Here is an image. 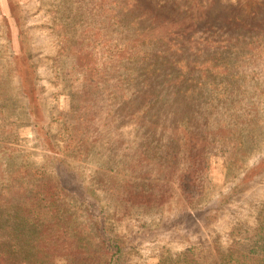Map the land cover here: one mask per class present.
<instances>
[{
  "label": "rangeland",
  "instance_id": "374dc122",
  "mask_svg": "<svg viewBox=\"0 0 264 264\" xmlns=\"http://www.w3.org/2000/svg\"><path fill=\"white\" fill-rule=\"evenodd\" d=\"M193 1L20 0L47 150L25 113L1 22L10 1L0 0V264H30L24 240L36 225L15 230L27 213L49 226L65 264L69 254L83 264L101 257L100 215L103 234L137 245L143 224L157 228L197 196L216 219L199 207L182 234L153 232L159 239L131 264H240L253 254L264 239V9L238 23L251 31L236 41L224 26L246 17L244 0ZM51 156L86 171L95 205L60 188ZM23 158L31 168L18 179ZM151 187L166 192L153 204L141 193Z\"/></svg>",
  "mask_w": 264,
  "mask_h": 264
},
{
  "label": "trees",
  "instance_id": "16d2710c",
  "mask_svg": "<svg viewBox=\"0 0 264 264\" xmlns=\"http://www.w3.org/2000/svg\"><path fill=\"white\" fill-rule=\"evenodd\" d=\"M10 6H11V15L5 17L1 14V22L4 27V31L6 33V37L8 41H10V46L12 48V57L15 61V69L18 72V75L21 80V87L23 88L25 96L28 98L30 104H26L24 106V109L26 110L25 113H27L28 120L33 123L34 130L36 134L38 135L43 141L41 142L44 149L50 150L52 149L51 146V134L47 128H45V115H44V103L42 99L39 97V89L37 86V73L35 70L34 63L31 60V57L29 56V51L31 48L30 39L27 37L26 34V28H25V16H24V10L22 7V4L20 0H9ZM247 3L248 7H251L249 9L248 13L246 14V17L244 18L243 12L240 14L234 15V17L230 20L226 18V25L224 26V30L226 29V32L228 34L232 33L231 36L232 39L238 40V38H242V35L247 36L245 34H242L244 31L249 32L251 31L249 28L244 27V31L241 32L240 26L238 23L240 21H244L246 23V26L249 27V24L245 21L246 19H251V16H256V12L258 9V6L262 7L264 9V0H262L260 3H258V0H253L251 2L250 0H244V3ZM196 3V0L192 2V6ZM258 3V5H256ZM253 6H257L256 8H253ZM259 10V9H258ZM257 26V25H256ZM255 26V27H256ZM239 30V31H238ZM250 41L256 42L251 36L249 37ZM235 41V42H236ZM234 42V44H235ZM1 56V55H0ZM16 72V73H17ZM33 120V121H32ZM18 156H20L18 154ZM52 160H60L58 164L53 163L54 173H55V179L60 185V188H62L65 192L68 194H75L78 197H80L84 201H88L90 204L95 205V202L97 200V193L95 192V189L90 185L88 181V174H86V171L84 169H78L76 167H70L69 164L64 160L63 158L59 159L55 156H51ZM24 158L22 159L23 162ZM23 168H26L24 171ZM31 166L28 165L27 160L21 163V165L18 167V179L23 176L25 177L30 170ZM14 175L13 180L17 177ZM5 178V176L3 177ZM6 179V178H5ZM28 184L33 183L31 180L32 177L30 175L27 176ZM2 178L0 179L1 184ZM23 181L18 183V190L22 187ZM2 187L4 184L1 185ZM38 186V184H37ZM38 187H41L39 185ZM152 191H147L144 188L141 190V193H143L144 201H147L150 204L157 203V198L164 197L166 195V192L163 190L161 192L160 190H156L155 187H151ZM156 196L157 198H154L153 196ZM201 195V193H200ZM21 196V195H19ZM185 197V193L183 195ZM197 196V199H193L192 201L186 200L187 203L182 202L183 208L180 215H168L167 219L162 220L158 224L157 228H152L150 226H147V224H143L145 231V235H138L134 239L137 240V245H134L130 240L126 239H113L110 237L107 233L103 234L104 229V223L105 219L107 218V215L105 214L103 216L100 215L103 219L98 221L96 228L98 229V232L102 235L100 240H98V246L93 251V248H89V251L97 252L98 249L101 252V257H91L88 256L91 253L84 255V257L81 258L83 264H131L133 263L134 259L137 256V253L139 252V248L146 243L152 242L154 239L158 240L159 237L151 236L153 232H175L180 231V234H182L185 231V228L188 224V222L191 220L192 214L194 211H199L202 206L207 211L209 209L207 201L205 197L203 196ZM186 199V198H185ZM226 201H231L226 200ZM41 202L37 201L34 205H39ZM212 203V202H211ZM213 204V203H212ZM192 210L190 211L189 208ZM217 207V205H216ZM31 211V210H28ZM34 212V211H33ZM208 217L211 222H213L216 218V211L211 212V210L207 211ZM264 212V210H262ZM212 213V214H211ZM33 214L27 213V219L21 218V220H18L19 225H16L15 230H18L20 232H24V234H27L28 229L33 226V231L31 236H27L26 241L29 243H25V248H28L25 252L27 253V258L30 260V264H58L61 262V264H65L62 261V258L66 255L63 250L55 249L51 250L50 245L51 244V237L49 236L50 229L47 225H41L43 222L41 220H35L34 218L31 221V217ZM261 221L264 222V213L261 215ZM47 223V222H46ZM48 224V223H47ZM108 227V224H105ZM264 226V224H262ZM261 226V225H260ZM142 227V226H141ZM140 227V228H141ZM134 234H136V231H134ZM149 234L147 237L146 235ZM104 235V236H103ZM84 234L77 235V238H82ZM154 240V241H155ZM257 247L252 255L248 256L246 260L242 263L240 261V264H264V239L257 240ZM19 255H23L22 253H19ZM69 257L71 258L70 263L73 264L74 257L73 255L69 254ZM34 258V260H33ZM165 264H173L171 261H163ZM162 263V264H164Z\"/></svg>",
  "mask_w": 264,
  "mask_h": 264
}]
</instances>
